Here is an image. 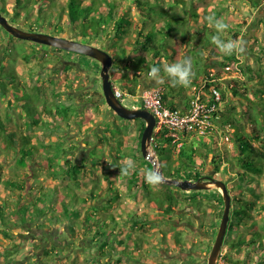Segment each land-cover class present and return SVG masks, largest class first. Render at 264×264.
<instances>
[{
    "label": "trees",
    "instance_id": "obj_1",
    "mask_svg": "<svg viewBox=\"0 0 264 264\" xmlns=\"http://www.w3.org/2000/svg\"><path fill=\"white\" fill-rule=\"evenodd\" d=\"M128 1L120 3L118 0H67L62 7V11L58 12L54 9L57 5V0H0V12L9 18L10 10L7 7L8 4L15 6V17H18L20 10L24 11V13L36 11L37 17L35 20L38 24L39 19H45L51 23L55 18H63L65 16L69 23V28L72 29L76 36L79 35L81 37V41L92 43L98 39L107 38L110 41L108 47L114 56V65L111 69L114 86L117 85V82H121V88L127 94L133 96L139 94L143 82L142 76L151 67H161L166 62L170 63L184 56H190L193 61L195 78L189 87L173 86L165 78V83L161 85L149 84L147 88L161 86L166 103L172 107L184 110L188 108L195 92L203 89L213 94L214 88L219 89L222 94V107L219 109L220 118L218 120L220 129H216L211 135L213 136L214 144L222 152L218 156L216 154L210 155L207 152L202 153L194 146V143L189 140L186 134H182L181 140L184 143L178 146V142H175L172 137L166 136L165 132H156L153 144L159 158H161L160 162L163 169L164 163H166L163 155L168 149L167 143H171V149L179 155L175 159L178 162V168L173 172L164 169L166 175L176 178L199 179L204 176V171L201 166L197 165V159H203V156H206V158L212 156L211 162L216 170L208 175L209 177L222 179L228 185L229 181L227 182L221 173L218 175L222 165L228 164L231 167L229 172L231 178L237 174L240 180H251L252 184L256 183L253 182L255 175H264V101L257 102L251 95L242 91L243 87H249V85H247V80L236 76V72L240 67L243 70L242 72H246L242 67L239 55H225L219 51L212 39V37L218 35L213 24L200 23L202 24L200 28L195 30V17L203 16L207 19L206 16L208 17V15H204L205 8L200 9L198 4H194V2H192L193 5L188 6L186 0H172L173 8L176 6L182 7L183 14H179L168 8L164 4L165 0H134L139 9V14L142 16V18L134 20L131 15L132 6L128 4ZM254 2L260 3L261 1L254 0ZM47 5H49V8H46ZM27 6L28 10L25 12L23 9ZM217 12L218 14L213 17L219 19L220 11ZM12 23H15V19H13ZM131 25H134L135 29L138 30L137 39L133 46L128 44L129 39L126 37V34L131 31ZM60 29L65 31L63 26ZM28 30L39 31L40 26L34 27L31 25ZM194 33L197 41L194 40L193 42L192 36ZM241 36L242 34L239 31H235L231 39L222 36L221 38L224 41L241 40ZM175 38L190 42L192 49L190 48V50L185 52L179 43L171 45L172 39ZM58 50L70 52L63 49ZM81 55L89 57L84 54ZM29 56V54L24 55L26 58H29ZM71 65L69 64L68 67ZM2 66L5 67L4 62ZM228 66L230 67L229 69L227 68ZM12 68L7 71L18 77L14 67ZM249 73L251 78L254 76L259 77L260 82L264 86V77L261 73L253 71V69H249ZM0 87L3 93L8 91V85L3 79ZM15 88L24 89L20 85H16ZM37 88L40 92V87ZM25 92L30 94L29 90H25ZM255 93L264 100V87L255 89ZM93 94L96 93H83L81 100H90L94 102L93 104H98L105 99L102 92H99L96 97H93ZM35 95L37 97L34 100L36 104L39 99V93L35 92ZM56 95L60 96V94ZM235 99L243 103L248 110H239L240 105L238 106L235 103ZM248 100L252 103L247 104ZM19 103L22 105V110L25 109L27 111L26 114H33L34 117L31 116L33 123H43L48 128L53 126L58 129L61 127L60 124L55 123L51 119L44 118L41 122V117L38 116V113H28L29 107L26 105L27 103L24 101ZM45 109L46 113L61 115L66 120L69 119L71 112L79 110L77 104L73 105L67 102H59L55 104L54 108L46 107ZM141 120L143 123L140 127L138 140L140 152H142L141 139L146 126L145 120ZM249 123H253V127L250 129ZM227 124H230L231 128L230 138L234 144L233 149H224L221 146V138L218 132L223 131V134L226 135V131L222 130L221 127L224 128ZM195 137L205 138L204 143L207 146L209 145L206 135ZM33 140L32 135L21 133L19 129L9 126L0 116V157L2 154H9L13 149L20 157L16 168L29 167L34 157H36L40 161L41 166L49 169L55 176H58L61 172L68 176L70 180L65 187H61L57 183L52 186L42 185L37 194L32 195V198H30L28 192L24 193V190L27 189V178L21 176L19 172H16L14 176L4 178L2 165H0V183H2L4 188L17 192L16 194L7 193V195L0 197V224L5 226V228L1 229V234L6 238L16 237L6 229L11 222L28 225L40 220L38 227L45 228L50 226L52 222H58L64 218L67 220L70 231L75 237L89 235L95 245L98 244L96 253L98 264H113L115 260L119 264H164L163 260L158 261L150 257V255L151 252L159 253L162 250L163 243L166 244L164 239H166L167 234L163 231L160 237L162 240L154 239L152 241L148 234L158 230V228H155L158 222L170 223L175 218V215H180V211L183 209L182 204L187 202L195 208H200L203 202L201 196L203 195L204 197L206 190H192L188 193V196L186 191L172 184L162 183L163 187L157 189L147 183L145 175L142 174L139 168H135L130 175L128 174L130 176L128 181L131 183L129 188L133 189L138 183L147 193L149 205L155 208L156 211L153 213H141L135 209H130L129 205L122 200L118 186H114L115 182L112 183L113 185L109 182V180H117L111 177V169L119 173L117 177H121L120 170L127 163L113 164L106 163V159H97L98 167L94 165L93 158L88 156L83 159L84 161L76 162L74 159L75 155L72 153L65 158L64 162H61L60 151L65 150V148L60 147V149H56V152L44 154L40 145L46 144V142L35 143ZM187 144H192L191 151L186 148ZM74 146L71 145L70 148L73 149ZM46 147H51L50 143H47ZM134 156L139 157L138 153H135ZM91 165L100 169L105 167L107 169L108 167V171H105V174L109 178H101L99 175L101 170L100 172L91 171ZM146 165L148 169L153 168V164L149 160ZM83 174L90 175V177L84 180ZM90 180H92L93 184L89 183ZM83 184L91 185L92 188L89 195L84 196L79 192L78 188L83 189ZM257 184H260L259 180H257ZM229 186L233 197L234 211L232 210L233 212H231L232 220L229 223V238L226 241V245L232 248L236 246L241 248L242 244L250 241L251 244L245 245L243 248L247 251H254L256 244L254 245V242H252L251 232H246L245 238L239 239L234 231L237 230L240 224L246 227L251 224V228L256 227L258 221L254 218L252 211H264V202L246 197L245 193L251 188L244 187L243 184H241L242 187L237 186V184H230ZM64 189L66 192L62 195L60 190ZM109 192L116 194L115 200L112 197H105ZM213 194H215L216 199L222 205L220 211L221 219L224 210V198L219 190H216ZM253 194L255 195L256 193L254 192ZM111 207H116L117 209L112 210ZM181 235L182 232L175 229L171 236H174L176 242L181 244L183 242ZM18 244L14 243L12 248H8L3 246L0 239V264H18L13 257L15 251L18 250ZM145 249L148 255L144 258L142 254L146 255ZM56 250L57 245L54 243L50 244L46 250L44 249L43 257L38 263L45 264L44 258L50 257L51 253ZM88 253L89 251H81L76 254L74 264H85V259L89 264H96V259H93V257V260L90 259ZM109 258H115V260L112 262ZM224 258L229 264H240L242 262L234 259L229 254H224ZM27 264L30 263L27 262ZM243 264H251V261L248 259ZM257 264L262 263L257 261Z\"/></svg>",
    "mask_w": 264,
    "mask_h": 264
},
{
    "label": "rangeland",
    "instance_id": "obj_2",
    "mask_svg": "<svg viewBox=\"0 0 264 264\" xmlns=\"http://www.w3.org/2000/svg\"><path fill=\"white\" fill-rule=\"evenodd\" d=\"M66 1L67 0H57V5L54 9L58 12L62 11V7L66 4ZM118 1L121 3L127 0ZM217 1L218 0L207 1L208 4H206V7L216 4L220 8L218 10H216L217 8H207L204 15H208V17L214 16L218 14L217 11H220L219 19H222L228 25L225 31L218 33L222 37L231 39L235 31H239L242 34L241 40L244 41L246 51L239 55V59L246 72H242L243 70H241L240 67L236 72V76L248 81L247 85H249V87H243L242 91L251 95L255 101L262 102L264 100L259 98V95L255 93V89H260L264 86L260 82L259 77H249L251 75L249 69L261 73L264 77V48H262L264 47V0H260V3H256L254 0H219L220 4H217ZM128 4L132 6L131 15L133 19L137 20L142 18L139 14L136 2L134 0H129ZM164 4L172 11L183 14L182 7L176 6L173 8L172 0H165ZM257 6L260 7V11L257 10ZM7 7L10 10L9 20L13 22V19H15L14 24L22 28L28 29L31 25L34 27L39 25V31L81 40V37L79 35L76 36L72 29L69 28V23L65 16L63 18L57 17L51 23L48 20L39 19L38 24L35 20L37 17L36 11L24 13V11L20 10L18 17H15V6L8 4ZM46 8H49V5H47ZM23 10L26 12L28 6ZM208 17L206 16L207 19L203 16L195 17V30L199 29L203 23H210ZM61 26L65 28V31L60 29ZM130 28L131 31L126 34V37L129 39L128 44L133 46L137 39L138 30L135 29L136 27L134 25H131ZM196 39L194 33L192 36L193 42ZM109 43L110 41H108L107 38L92 42V44L110 51L108 47ZM175 43H179L180 47H182V50L185 52L191 48L190 42L178 38L172 39L171 45ZM58 49L59 48L49 45L37 42L34 43V41L11 36L0 24V83L3 79L8 85V91L5 93H3L0 87V116L2 119L9 126L11 125V127L19 129L21 133L32 135L35 143H41V141L43 143L46 142V144L40 145L43 151L42 153L44 154L56 152V149L58 150L60 147L65 148V150L60 151L61 162H64L65 158L69 157L71 153L75 155L74 159L76 162L84 161L83 159L87 156L92 157L94 165L98 167L97 159H106V163L113 164L133 162V170L139 168L142 174L145 175V170L148 169L146 165L148 159L144 158L143 153L138 149L139 131L143 121L141 119L134 121L128 120L117 114H113L110 108H107L106 103L93 104L94 102L90 100H81L83 93H96L92 95L93 97L98 96L99 92L103 93L102 79L100 76L102 63L92 57H85L78 53L60 51ZM27 54L30 55L29 58L24 57V55ZM2 60L5 63V67L1 65ZM69 64L72 65L68 67ZM165 64H167V62ZM12 67H14V71L18 74V77L7 71L13 69ZM146 74L147 73L142 76L143 82L137 96L138 99L126 95L123 98V103L125 105L129 107L133 105L141 107V91L149 87V83L144 79ZM116 84L121 87V82H117ZM16 85H20L24 89L15 88ZM37 87H40V92ZM25 90H29L30 94L26 93ZM35 92L39 93V99L36 104V101H34L37 99ZM56 94H60V96ZM205 95L207 98L211 96L209 92H206ZM20 98L21 100H19ZM20 101L27 103L26 105L29 107L28 113H38V116L41 117V122L44 118L51 119L55 123L60 124L61 127L55 129L53 126L50 128L45 127L43 123H33L31 119L33 114H26L27 111L25 109L22 110V105L19 103ZM238 101L239 100L235 99V103H237L238 106L240 105L239 110H248L243 103ZM59 102L78 105L79 110L71 112L68 119L69 122L61 115L57 116L55 113H46V107L54 108L55 104ZM250 103L252 102L248 100L247 104ZM248 126L249 129L252 128L253 123H249ZM106 132L108 136H106ZM218 133L220 134L222 148L233 149L234 144L231 140L228 142L224 141L223 131H219ZM188 138L202 153L207 152L210 155L216 154L218 156L222 152V150L214 144L212 135L207 136L209 141L208 146L204 143L205 138L203 137L196 138L195 136L189 135ZM47 143H50L51 147H46ZM71 145H75L73 149L70 148ZM167 146L168 149L163 155L166 161V163H164V169L173 172L178 168V162H176L175 159H177L179 155L171 149V143H167ZM186 148L191 151L192 144H187ZM135 153H138L139 157H135ZM211 157L212 156L206 158V156H203V159H197V165L201 166V169L204 171L203 175L206 177H209L208 175L216 170L214 169V164L211 162ZM19 158V155L16 154L13 149L9 154H2L0 157L2 175L5 178L14 176L16 172H19L21 176L26 177L27 189L24 190V193L26 194V192H28L30 198H32V195L37 194L42 185L52 186L54 183H57L59 186L65 187L69 183L70 179L68 176L61 172L58 176H55L49 169L44 166L42 167L39 163L40 161L36 157H34L29 167L16 168ZM100 170L102 173L99 174L101 178H109V176L105 174V171H108V167L107 169L106 167L100 169L94 168V166L92 167L91 165V171L100 172ZM133 170L130 173H132ZM111 171V177L117 180H109V182L111 185L115 182L114 186H118L119 192L122 195V200L129 205L130 209H135L141 213H153L156 211L155 208L149 205L147 193L138 183L133 189L129 188L131 184L128 181L130 173L129 175L122 174L121 177H117L119 173H117L116 170L113 171L111 169ZM230 171L231 167L228 164H223L218 175L221 173L222 177L227 180V182L229 181L228 183L231 185L237 184V186L242 187L241 184H243L244 187L251 188L245 193V196L250 199H256L259 202H264V175H255L253 182L259 180L260 184L257 185L255 189L256 194L254 195L252 188H254L255 183L252 184L251 180H240L237 174L231 178L229 175ZM82 177L85 180L88 179L90 175L83 174ZM89 183H92V180H90ZM162 187L163 186L160 185L155 188L158 189ZM91 188V185H84L83 189L78 188V190L81 195L85 196L89 195ZM216 190L222 191L217 188L205 191L204 197L203 195L201 196L203 202L200 208H195L193 205L186 202V204H182L183 209L180 211L181 214L175 215V218L170 223L158 222L155 225V228H158V230L150 232L148 236L151 238V241L154 239L158 240L161 239V233L164 231L167 234L166 239H164L166 244L163 243L162 250L159 253H155L154 251V253L151 252L150 257L158 261L163 260L164 264H201L207 260V256L211 250V244L214 241L219 224L221 223L220 211L222 205L216 199L215 194H213ZM65 192V189L60 190L62 195ZM189 192L190 191H186V195L189 196ZM7 193L16 194L17 192H12L10 189L4 188L2 183H0V197L7 195ZM105 197H112L115 200L116 194L109 192ZM111 209L115 210L117 208L111 207ZM232 210L234 211V205ZM252 212L254 218L258 221V227L264 230V211L253 210ZM92 220L94 221V219ZM39 222L40 220H37L28 225L11 222L6 229L14 234L16 236L15 238L4 237V235L1 234V229L5 228V226L0 224V239L3 246L12 248L14 243H19L18 250L15 251L13 255L14 261H17L18 264H27V262L30 264H40L38 262L41 261L40 259L43 257L42 254L44 253V249L46 250L52 243L57 245V250L52 252L50 257L44 258V261H46L45 264H74L75 255L81 251H89L88 255H90V259L96 255L98 244L95 245V242L89 235L75 237L70 231L67 220L64 218L58 222H52L50 226L45 228H39ZM186 223L189 224L185 225ZM248 226L246 232H251L253 230L251 224ZM175 229L182 232L181 238L183 242L181 244L176 242L174 236H171ZM147 244L151 245L150 243ZM254 251L255 253L250 254L248 257L249 260L252 261L251 264H254L255 259H259V262L264 264V257L262 254L264 248H258ZM145 253L146 255L142 254L144 258L148 255L146 249ZM170 255H172V257H169ZM220 261V264H229L224 256ZM84 263L89 264L86 259Z\"/></svg>",
    "mask_w": 264,
    "mask_h": 264
},
{
    "label": "water",
    "instance_id": "obj_3",
    "mask_svg": "<svg viewBox=\"0 0 264 264\" xmlns=\"http://www.w3.org/2000/svg\"><path fill=\"white\" fill-rule=\"evenodd\" d=\"M0 24L11 35H14L20 39L30 40L70 52L84 54L100 61L102 63L100 76L102 79L105 103L122 118L128 120L139 118L145 120L146 126L141 139V150L143 156L152 162L153 167L162 173L164 182L174 184L184 191L212 190L214 188L222 190L221 193L225 203L223 217L212 250L208 256V264H218L225 236L228 231L229 222L231 220V211L233 205V197L230 193L227 183L222 179L206 176L195 180L190 178H176L166 175L160 164V158L155 151L153 144V136L157 124L156 116L146 107H129L125 105L119 97L116 96L114 81L111 74V69L114 65V56L112 53L106 48L92 43L83 42L75 38L22 28L12 23L9 18L1 12Z\"/></svg>",
    "mask_w": 264,
    "mask_h": 264
},
{
    "label": "built area",
    "instance_id": "obj_4",
    "mask_svg": "<svg viewBox=\"0 0 264 264\" xmlns=\"http://www.w3.org/2000/svg\"><path fill=\"white\" fill-rule=\"evenodd\" d=\"M206 92L203 89L195 92L185 110L167 104L163 98L161 86L143 89L140 94V103L141 107L148 108L156 116L157 124L154 134L163 131L166 136L172 137L175 142H178V146H181L184 143L181 140L182 134L210 136L216 129H220L218 120L220 118L219 109L222 107V94L219 89L214 88L213 94L210 93V98H207ZM115 94L122 102L126 95L138 99V95L127 94L118 85H115ZM132 107L138 106L133 105ZM221 129L226 131L224 141H230V124L224 128L221 127Z\"/></svg>",
    "mask_w": 264,
    "mask_h": 264
},
{
    "label": "clouds",
    "instance_id": "obj_5",
    "mask_svg": "<svg viewBox=\"0 0 264 264\" xmlns=\"http://www.w3.org/2000/svg\"><path fill=\"white\" fill-rule=\"evenodd\" d=\"M208 21L213 24L218 33H222L228 28V25L222 19L209 16ZM212 39L222 54L241 55L246 51L243 40L224 41L219 34ZM165 78H167V81L173 86L189 87L195 78L192 58L190 56H184L174 62L164 64L161 67L153 66L144 77V79L152 85H161L165 83ZM133 168L134 163L129 162L121 168V174L128 175ZM145 179L152 187H159L164 182L162 173L155 167L145 170Z\"/></svg>",
    "mask_w": 264,
    "mask_h": 264
},
{
    "label": "flooded vegetation",
    "instance_id": "obj_6",
    "mask_svg": "<svg viewBox=\"0 0 264 264\" xmlns=\"http://www.w3.org/2000/svg\"><path fill=\"white\" fill-rule=\"evenodd\" d=\"M11 36H14V35H11ZM16 37V36H15ZM3 60H2V64H3ZM1 64V65H2ZM104 101V100H103ZM103 101H101L99 104H101V103H103V104H105V101L103 102ZM107 106V108H110L108 105H106ZM110 110L112 111V113L113 114H117L112 108H110ZM118 115V114H117ZM119 116V115H118ZM139 119V118H138ZM135 119H133V121H134ZM106 136H108V134H107V132H106ZM172 185H174V184H172ZM230 184H228V187L230 188V186H229ZM257 180H256V183H255V186H254V188H252V192H256L255 191V189L257 188ZM225 204V203H224ZM225 206V205H224ZM232 207H233V205H232ZM223 212H224V210H223ZM232 212V211H231ZM223 217V216H222ZM221 220H222V218H221ZM230 223V222H229ZM189 223H186L185 225H188ZM221 224V223H220ZM220 224H219V226H220ZM246 226H244L243 224H240V225H238V227H237V230H235L236 232H235V234H237V238H239V239H243V238H245V233H246ZM218 230H219V228H218ZM218 230H217V233H218ZM262 229L260 228V227H258V225L256 226V227H254L253 228V230L251 231V238H252V242H254L253 244L255 245L256 244V249H258V248H264V230H262ZM229 227H228V231H227V234H226V236H225V240H224V243H223V248H222V251H221V255H220V258H219V260H218V264H220V259L221 258H223V256H224V254H229V255H231L234 259H236V260H241L242 262L240 263V264H243L244 263V261H246V260H248L249 258V256H250V254H254L255 253V251H253V250H251V251H247L246 249H244L243 247L245 246V245H249V244H251L250 243V241H247L245 244H242L240 247L241 248H237V246L235 247V248H232V247H229L228 245H226V241H227V239L229 238ZM216 236H217V234L215 235V238H214V241H213V243L211 244L212 246H211V250H212V247H213V244H214V242H215V239H216ZM211 250H210V252H211ZM263 254V257H264V252L262 253ZM209 255H210V253H209ZM208 255V256H209ZM208 256H207V260H205L204 261V263H201V264H208ZM116 257H118V255H116ZM169 257H172V255H170ZM93 259H96V264H98V258H97V255H95V256H93ZM92 259V260H93ZM170 259H172V258H170ZM109 260L110 261H114L115 260V258H113V259H110L109 258ZM252 260V259H251ZM257 261H259V259H255V261H254V264H257ZM251 263H252V261H251ZM104 264V263H103ZM113 264H119V263H116V260L113 262ZM122 264H124V263H122ZM125 264H127V263H125Z\"/></svg>",
    "mask_w": 264,
    "mask_h": 264
},
{
    "label": "crops",
    "instance_id": "obj_7",
    "mask_svg": "<svg viewBox=\"0 0 264 264\" xmlns=\"http://www.w3.org/2000/svg\"><path fill=\"white\" fill-rule=\"evenodd\" d=\"M207 1H209V0H206V2H205V0H186V3H188V5H189V4H192V2H194V4H198V6H199L200 9H202V8H205V9H207V8H211V9L217 8V9H219L220 8L216 4L215 5H212V6H209V7H206L207 6L206 4H208ZM219 2L220 1L218 0L217 1V4H220ZM256 8H258L257 10L260 9V7H258V6Z\"/></svg>",
    "mask_w": 264,
    "mask_h": 264
}]
</instances>
